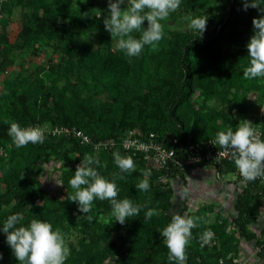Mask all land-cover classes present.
Masks as SVG:
<instances>
[{"label": "rangeland", "instance_id": "rangeland-1", "mask_svg": "<svg viewBox=\"0 0 264 264\" xmlns=\"http://www.w3.org/2000/svg\"><path fill=\"white\" fill-rule=\"evenodd\" d=\"M229 11V0H181L179 8L161 21L164 36L157 46L146 45L139 56L128 57L104 28L107 0H0V123L41 120L115 142L100 151L58 135L42 144H12L0 156V231L9 215L20 213L18 225L39 219L61 230L70 249L64 264H151L137 260L150 246L159 249L156 264H177L168 260L160 235L176 212L196 218L185 264H215L219 256L264 264L255 240H245L232 226L235 190L244 179H230L210 166L167 176L135 145L125 149L120 144L129 135L175 150L177 132L161 104L172 83L182 38L199 36L186 16L208 17L201 37L223 28L222 48H192L189 53L193 90L177 108L186 129L185 143L216 140L218 131H235L241 119L264 131V77L243 75L250 66L246 44L253 33L251 21L259 12L243 10L241 0L236 11ZM116 151L133 158L135 171L120 173L112 156ZM85 154L100 161V167H93L106 179L118 174L117 199L128 197L141 205L139 216L121 225L112 219L110 202L99 199L93 201L91 212L78 211L77 203L71 202L74 190L69 180ZM143 170L151 172L147 191L136 187L145 179ZM257 199L249 202L257 209L251 207L254 217L246 227L263 240L264 212L259 213ZM148 209H156L158 215L144 221ZM209 230L213 235L206 241ZM0 264H19L6 241L0 243Z\"/></svg>", "mask_w": 264, "mask_h": 264}, {"label": "clouds", "instance_id": "clouds-1", "mask_svg": "<svg viewBox=\"0 0 264 264\" xmlns=\"http://www.w3.org/2000/svg\"><path fill=\"white\" fill-rule=\"evenodd\" d=\"M180 3L181 0H107L108 12L103 19L104 28L111 39H117L118 49L128 57L139 56L146 45L152 48L157 46L164 36V25L161 21L175 12ZM241 3L243 10L251 7L259 12V16L251 21L253 33L246 44L250 66L245 69L243 75L245 79L264 77V2L241 0ZM125 4L126 7L122 9L121 5ZM83 15L86 16V13ZM184 19L190 21V27L199 33L198 37L206 31L208 20L206 15L195 18L186 16ZM145 21L146 28L143 27ZM133 33H139V38ZM44 133L45 130L41 127H21L17 122H10L8 129V135L17 148L25 147L29 143H44ZM216 143L225 152H230L240 175L246 181L264 177V140L260 138L251 121L241 119L236 124L235 131L231 127L225 131H218ZM112 156L120 173L135 171V162L131 156H122L118 151L113 152ZM93 165L101 166L97 158L85 154L69 180V185L74 190L71 202L77 203L78 211L83 214L91 212L93 201L99 199L110 202L112 219L121 225L129 218L139 216L141 205L134 204L128 197L117 199L118 174L113 173V179L110 181ZM143 175L145 179L136 187L141 191H147L150 188L147 177L151 172L143 170ZM119 179L123 180L124 176L119 175ZM154 215H158L157 210L148 209L143 219L148 221ZM87 218L91 220L92 216ZM21 220L20 213L9 215L2 228L6 242L19 264H64L70 249L61 230L59 228L53 230L50 223L39 219H32L27 226H17ZM196 226V218L172 213L171 221L160 233L169 251V261L185 264L186 246L192 234L191 230ZM212 235L209 230L204 234V239L210 240Z\"/></svg>", "mask_w": 264, "mask_h": 264}, {"label": "trees", "instance_id": "trees-1", "mask_svg": "<svg viewBox=\"0 0 264 264\" xmlns=\"http://www.w3.org/2000/svg\"><path fill=\"white\" fill-rule=\"evenodd\" d=\"M230 3V11H236L238 7V0H229ZM222 22L224 19L221 20ZM222 26L215 27L207 36L198 37L195 35H186L182 38L181 43L175 53L174 56V66H173V79L171 86L162 100L161 109L167 118V120L173 125L177 132V139L175 145V158L180 159L183 156L184 147L187 145L185 143L186 137V129L183 124V121L179 117L177 113V108L180 104L184 103L188 100L192 90H193V66L189 56L190 50L192 48H197L202 52H212L214 50H218L221 47L222 39ZM237 54V53H235ZM237 56V55H236ZM40 123L41 120H33L31 122L22 121L19 122V125L25 124H33ZM47 124V123H46ZM50 126H59L61 124H52L49 123ZM66 126V125H65ZM10 125H4L0 123V133L3 135L0 142H8L10 140V136L8 135V129ZM80 129V128H79ZM84 131V130H83ZM86 132L91 139L97 140L102 139L103 137H98L94 133ZM0 134V135H1ZM45 138H53V136H45ZM58 138H71L75 140L80 146L91 147L87 145L80 144L73 137H64L58 136ZM15 145L14 143H12ZM11 144V145H12ZM8 152V151H7ZM200 163L193 164H177L174 162H169L166 166L161 169V172L167 176H179L182 174L184 169H194L200 167ZM216 170L225 175L231 170L234 169L233 165L229 161H222L215 164ZM264 196V183H259V180L256 179L254 181H246L241 186V191L236 197V202L234 203V210L236 212L233 218L234 231L238 232L245 240H255L256 246L260 247V255L264 256V241L260 239V237L254 232L247 231L246 224L254 217V213L250 211L251 207L255 208L254 205H250L249 202L253 197H258L259 204L261 203V198ZM257 209V208H255ZM21 226V225H17ZM6 241V235L3 231H0V243H4ZM156 246H150L148 249L137 257L139 262H150L151 264H156V255L158 253ZM223 257V256H219ZM218 258V257H217ZM216 258V259H217ZM216 259L214 262H216Z\"/></svg>", "mask_w": 264, "mask_h": 264}, {"label": "built area", "instance_id": "built-area-1", "mask_svg": "<svg viewBox=\"0 0 264 264\" xmlns=\"http://www.w3.org/2000/svg\"><path fill=\"white\" fill-rule=\"evenodd\" d=\"M21 127H41L45 130V136H64V137H73L80 144L87 145L95 151L104 150L112 147L115 142L113 139H97L93 140L91 137L79 128L69 127L65 125L59 126H50L49 124H25L20 125ZM257 133L260 135V138L264 140V131L262 129L256 128ZM13 143L12 138L8 142H0V156L7 154V148ZM122 147L125 149L129 148L132 145H135L138 150L142 151L143 158L152 160L155 164L156 169H160L166 166L169 162H174L177 164H193L200 163L203 168L208 166L213 167L216 170L215 164L222 161H229L234 169L227 173L230 179L240 180L244 179L238 168L234 163V159L231 156L230 152H225L217 143L216 140L205 141L202 143L191 142L184 147L183 156L179 160L175 158V150L163 145L162 143L157 142L156 140H139L138 138H133V136H126L122 142H120ZM199 168V167H198ZM259 183H264V177L257 178ZM245 182V179H244ZM244 184V183H243ZM242 184V185H243ZM241 185V186H242ZM241 191V187H238L235 190L234 203L236 202V197ZM260 211L259 213L264 212V196L260 199ZM264 220V217H263ZM232 226L234 227L233 223ZM264 234V225L261 228ZM264 240V238H263ZM260 250V247L257 246ZM215 264H246L244 258H223L218 257Z\"/></svg>", "mask_w": 264, "mask_h": 264}]
</instances>
